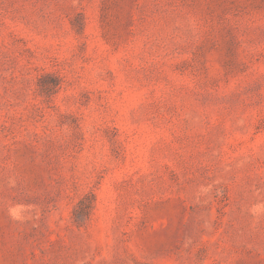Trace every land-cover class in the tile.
<instances>
[{
    "label": "rangeland",
    "instance_id": "374dc122",
    "mask_svg": "<svg viewBox=\"0 0 264 264\" xmlns=\"http://www.w3.org/2000/svg\"><path fill=\"white\" fill-rule=\"evenodd\" d=\"M0 264H264V0H0Z\"/></svg>",
    "mask_w": 264,
    "mask_h": 264
}]
</instances>
